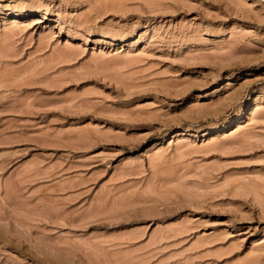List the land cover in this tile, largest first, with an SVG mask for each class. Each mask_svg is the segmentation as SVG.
<instances>
[{"label":"rangeland","instance_id":"obj_1","mask_svg":"<svg viewBox=\"0 0 264 264\" xmlns=\"http://www.w3.org/2000/svg\"><path fill=\"white\" fill-rule=\"evenodd\" d=\"M0 264H264V0H0Z\"/></svg>","mask_w":264,"mask_h":264},{"label":"snow or ice","instance_id":"obj_2","mask_svg":"<svg viewBox=\"0 0 264 264\" xmlns=\"http://www.w3.org/2000/svg\"><path fill=\"white\" fill-rule=\"evenodd\" d=\"M53 2L55 3L57 7H59L62 3V0H45V3H53ZM71 10L75 11V9H71ZM24 16L31 17L36 22L41 23V24H48L51 27H55V24L58 19V17H56L55 15L46 16L44 12L37 11L34 9L27 10L20 18L23 19Z\"/></svg>","mask_w":264,"mask_h":264}]
</instances>
